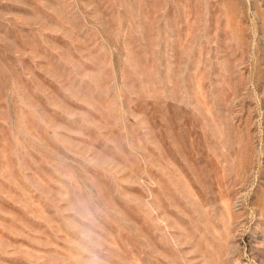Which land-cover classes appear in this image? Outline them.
<instances>
[{"label":"rangeland","instance_id":"374dc122","mask_svg":"<svg viewBox=\"0 0 264 264\" xmlns=\"http://www.w3.org/2000/svg\"><path fill=\"white\" fill-rule=\"evenodd\" d=\"M0 264H264V0H0Z\"/></svg>","mask_w":264,"mask_h":264}]
</instances>
